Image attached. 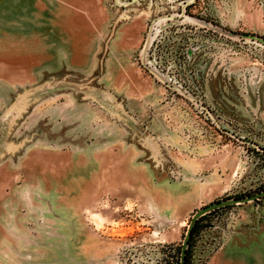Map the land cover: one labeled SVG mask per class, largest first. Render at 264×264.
Returning <instances> with one entry per match:
<instances>
[{"label": "rangeland", "instance_id": "obj_1", "mask_svg": "<svg viewBox=\"0 0 264 264\" xmlns=\"http://www.w3.org/2000/svg\"><path fill=\"white\" fill-rule=\"evenodd\" d=\"M103 5L108 33L95 69L42 75L11 88L0 83V264L25 256L20 246L35 239L30 225L21 223L32 220L21 217L23 212L78 208L79 202L52 201V196L46 200V195L78 194L83 188L92 192L101 175L112 172L96 168L97 161L116 157L96 155L95 150L105 149L97 145L103 139L93 137L101 130L113 134V129L130 126V139L137 143L142 140L134 130L152 135L148 156L164 162L161 169L151 171L154 184L173 195L183 189L188 214L178 239L165 238L178 250L196 209L188 208L196 200H204L198 205L203 206L264 188V131L255 127L256 99L264 88V0H103ZM134 17L143 19V31L131 49L130 62L154 87L148 93L152 104L144 112L138 101L127 99L112 85L113 64L107 54L119 45L117 28ZM137 115L148 121L133 124ZM160 131L163 136L156 137ZM86 142H96L87 154L71 153L69 148L80 150ZM206 145L233 148L235 171L215 178L209 167L194 169L192 160L197 157L207 166L205 155L193 149ZM216 151L225 157L226 151ZM143 158L141 154L137 160ZM178 158L192 165L182 168ZM75 161L94 170L86 175L70 170ZM144 181L137 178L136 183L143 187ZM217 184L223 189L213 194ZM132 204L117 202L111 193L93 203V212L107 214L102 222L98 213L99 226L92 222L95 230L119 236L115 252L122 244L152 238L143 203ZM209 220L219 225L221 245L205 264H264V197L206 212L193 240ZM67 236L68 232L56 234V247L46 250L45 257L55 259V264L79 261L80 251Z\"/></svg>", "mask_w": 264, "mask_h": 264}, {"label": "crops", "instance_id": "obj_2", "mask_svg": "<svg viewBox=\"0 0 264 264\" xmlns=\"http://www.w3.org/2000/svg\"><path fill=\"white\" fill-rule=\"evenodd\" d=\"M104 8L103 0H0V83L11 88L37 80L42 75L63 73L72 69L80 72L95 69L103 40L108 33L107 23L104 21ZM142 31V18L134 17L128 24H121L115 33L119 45L113 49L110 48L107 54L111 59L109 62L113 64L111 75L115 81L113 80L112 85L116 90L123 92L127 99L131 97L133 102L138 101L139 110L144 112L152 104L148 99V93L152 92L154 87L151 88V81L142 76L140 70L130 62L131 49L141 41ZM105 64H108V58ZM136 112L135 107L134 113ZM255 112V127L257 130L264 131L263 87L256 99ZM142 120L148 121L144 120L142 115H137L132 122L135 124L136 121ZM129 129H131L130 126L123 130L113 129V134L101 130L102 133L93 136L103 139L97 144L98 147L102 145L103 148L105 147L100 149L103 151L95 150L96 155L105 152L116 156L111 161H97L100 164L96 168L112 172L101 175L94 191L84 192L83 188L78 194L46 195V200L52 196V201L56 199L79 202L78 208L39 209L22 213L21 217L32 220L21 223L24 226L30 225L32 233L36 232L38 237L35 233V239L30 238L25 246L23 244L20 246L25 256H18L13 262L6 261L5 264H55V259L45 257L46 250L56 247V234L63 232L70 234L66 238L71 239L70 243L80 251L79 261L72 264H115L113 254L119 245V236L102 235L92 224L96 222L99 226L98 220H100L99 212L92 211L93 203H99L107 193L115 195L117 202L120 203L131 202L133 206L137 201L142 202V208L147 211L148 217L145 220L147 227H151L152 231L159 232L161 237L168 240L178 239L188 214L184 212L183 189L180 193L173 195L169 194L166 188L154 184L151 171L161 169L164 162L160 158L157 161L151 160L148 156L152 151L150 146L152 135L144 130L137 132L132 129L134 135L137 134L142 140L137 143L130 139L133 134L128 132ZM163 131L157 133L156 137L163 136ZM95 143L86 142L79 146L82 148L80 150L69 149L71 153L87 154V149L93 147ZM193 149L196 150L197 155H205L204 158L208 161L207 166H204L200 158L193 159L194 169L209 167L213 171L210 177L215 178H223L224 175L226 177L229 169L235 171L237 153L232 151L233 148H221L226 151L224 158H220L219 154L223 153L216 151L221 149L214 145ZM141 154L144 155V160H137ZM87 158L86 155V162ZM176 160L179 166L185 169H189V165H192L191 161L185 165L184 158ZM69 169L86 171L83 173L86 175L87 171L94 170V167H89L86 163L81 166V163L75 161L70 163ZM231 175L229 174L230 180ZM83 176L81 174V177ZM137 178L145 180L141 185L143 187L136 183ZM222 189L223 186L217 184L212 193ZM202 201L204 200L200 199L197 203L196 200L195 204L188 208L189 211L195 207H201L202 204L198 205ZM94 214L96 217H93ZM99 215L104 222L107 214L101 212ZM118 219L119 216L115 218V220Z\"/></svg>", "mask_w": 264, "mask_h": 264}, {"label": "built area", "instance_id": "obj_3", "mask_svg": "<svg viewBox=\"0 0 264 264\" xmlns=\"http://www.w3.org/2000/svg\"><path fill=\"white\" fill-rule=\"evenodd\" d=\"M218 226L216 221L209 220L199 228L192 243L190 264H205L221 245ZM151 236L122 244L115 252L116 264H180V250L174 244L166 241L157 231H152Z\"/></svg>", "mask_w": 264, "mask_h": 264}, {"label": "water", "instance_id": "obj_4", "mask_svg": "<svg viewBox=\"0 0 264 264\" xmlns=\"http://www.w3.org/2000/svg\"><path fill=\"white\" fill-rule=\"evenodd\" d=\"M262 196H264V188L252 194H249V195L229 196L225 198H220V199L211 201L201 207L196 208L195 211L191 215V218L188 222L185 233L183 235V239H182L181 247H180V264H186V252H187V247H188L189 240L192 234V229L194 225L196 224L197 219L201 215H203L204 213L212 209H216V208H219L225 205H230L233 203L246 202L250 200L259 199Z\"/></svg>", "mask_w": 264, "mask_h": 264}, {"label": "trees", "instance_id": "obj_5", "mask_svg": "<svg viewBox=\"0 0 264 264\" xmlns=\"http://www.w3.org/2000/svg\"><path fill=\"white\" fill-rule=\"evenodd\" d=\"M226 206V205H225ZM223 207V206H222ZM220 208V207H219ZM204 215V214H203ZM201 215L198 219H197V222L196 224L194 225L193 229H192V234H191V237H190V240H189V244H188V247H187V252H186V264H190L189 263V260H190V253H191V247H192V242H193V235L194 233L196 232L197 228L199 227L200 225V219L201 217L203 216ZM181 247V246H180Z\"/></svg>", "mask_w": 264, "mask_h": 264}]
</instances>
